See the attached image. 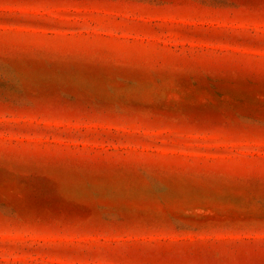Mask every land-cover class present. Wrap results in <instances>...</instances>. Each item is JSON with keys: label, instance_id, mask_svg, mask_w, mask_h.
I'll return each instance as SVG.
<instances>
[{"label": "rangeland", "instance_id": "rangeland-1", "mask_svg": "<svg viewBox=\"0 0 264 264\" xmlns=\"http://www.w3.org/2000/svg\"><path fill=\"white\" fill-rule=\"evenodd\" d=\"M249 14L243 0H0V264L259 252Z\"/></svg>", "mask_w": 264, "mask_h": 264}, {"label": "snow or ice", "instance_id": "snow-or-ice-1", "mask_svg": "<svg viewBox=\"0 0 264 264\" xmlns=\"http://www.w3.org/2000/svg\"><path fill=\"white\" fill-rule=\"evenodd\" d=\"M243 8L247 10L249 15L245 19L249 22L250 26L252 23H258L260 25V35L256 32L249 30L247 32L248 38L244 41V46L249 49L258 50V57H252V59L259 60L258 67L253 64L252 71L259 73V78L264 82V0H243ZM259 12V15H255ZM6 23V21H0V25ZM247 134L258 136L262 143H264V117L261 119L259 127H250L246 129ZM264 151V149H262ZM253 177L255 172L252 173ZM260 177V188L261 192L264 193V156L260 160L259 168ZM260 220H261V237H260V249L257 253L255 250H250L243 253L240 258L229 259L224 264H264V199L261 200L260 204ZM151 255L160 257L155 261H145L142 264H214L212 261H205L198 258V253H193V258L185 260L169 259L171 255L166 249H161L158 252L151 253Z\"/></svg>", "mask_w": 264, "mask_h": 264}]
</instances>
